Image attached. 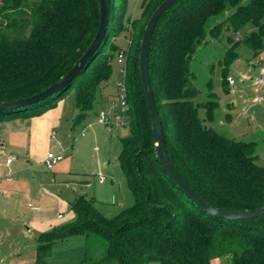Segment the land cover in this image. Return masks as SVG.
I'll list each match as a JSON object with an SVG mask.
<instances>
[{
    "label": "trees",
    "instance_id": "1",
    "mask_svg": "<svg viewBox=\"0 0 264 264\" xmlns=\"http://www.w3.org/2000/svg\"><path fill=\"white\" fill-rule=\"evenodd\" d=\"M1 1L0 16L13 22L6 30H19L13 37L0 31V103H10L40 93L73 67L97 32L99 8L97 0ZM163 1L143 0L140 17L129 21V52L134 53L125 78L129 135L121 140L118 162L135 204L107 219L93 199L77 198L71 204L72 221L38 236L36 264H47L55 244L79 236L96 237L105 244L100 260L88 258L86 251L81 264H211L224 256L232 264H264V216L236 222L209 216L189 200L155 156L138 56L145 26ZM108 4L104 41L81 73L43 102L0 112V123L39 116L70 89L78 111L74 124L86 118L96 89L107 85L112 76L111 60L119 50L111 38L121 29L126 0H108ZM26 6L29 12L23 10ZM7 10L24 12L20 26L16 17L5 15ZM227 10L229 15L209 29L208 22L220 19ZM29 17L33 23L24 37ZM226 24L232 32L252 25L254 30L237 43L243 42L255 55L264 51V0H177L153 31L149 81L174 168L205 203L237 213L264 207V167L255 163L254 143L228 138L205 125L214 122L218 103L213 92L206 104L194 102L199 91L190 71L191 57L199 46L207 37L219 38ZM112 50L117 51L115 55ZM236 58V53L228 52L221 73L227 93L226 69ZM200 109L206 110L205 119L199 117Z\"/></svg>",
    "mask_w": 264,
    "mask_h": 264
},
{
    "label": "rangeland",
    "instance_id": "2",
    "mask_svg": "<svg viewBox=\"0 0 264 264\" xmlns=\"http://www.w3.org/2000/svg\"><path fill=\"white\" fill-rule=\"evenodd\" d=\"M143 0H126L125 13L120 22L119 32L111 38V43L123 50L127 54V67H130L134 53L129 52L131 42V33L129 31V21L136 20L141 15V5ZM246 2V1H245ZM242 2L243 4L245 3ZM0 6L2 1L0 0ZM24 11L29 12V7H24ZM22 11H5L6 16L11 19L16 17L18 26H20L21 19L25 18ZM229 11H225L220 15V19L212 18L207 26L209 29L219 23L223 18L229 15ZM30 26L25 30L24 37L30 33L32 25L31 18L29 17ZM0 31L7 32L10 37H13L19 30L9 28L13 24L9 19H3L0 16ZM141 25V23H140ZM139 25V26H140ZM227 29V24L221 29L219 38L212 39L207 37L206 42L203 43L196 50L195 54L191 57L190 71L192 73V83L198 89L199 95L195 98L196 104H206L209 100L208 94L213 92L216 96L215 101L218 107L215 110L214 122H206L207 127H212L216 132L227 136L228 138L242 141L245 143H254L255 163L264 167V106L254 102V98L261 95L264 101V85L255 86L254 81H258L261 76V68H264V51L255 55L243 42L237 43L254 30V27L247 24L238 32H232ZM18 30V31H17ZM231 38V41H228ZM117 50V51H119ZM115 52V50H112ZM116 51V52H117ZM114 53V55L116 54ZM236 53L237 58L226 69V81L229 78L232 80L233 85L225 86L229 92L223 89V79L221 73L226 67L227 53ZM113 56L112 69L113 73L107 85L98 87L95 92V99L93 109L80 125L75 127L74 140L71 138V147L76 146L77 141H81L79 151L75 162V167L79 168V172L85 176L87 180H93L95 175L101 173L108 174L105 180L113 184V205L110 204L105 212L112 211L106 217L111 219L115 217L123 209L132 207L135 200L127 188L124 175L119 167L118 156L121 153L122 144L121 140L129 135L126 119H121L120 116H115L109 126L101 123L100 117L102 114L108 113L110 103L117 102L118 86L117 84L123 80L117 73L116 57ZM132 66V65H131ZM126 89L127 86L125 85ZM212 87V91H209ZM61 100L66 105L75 109L74 90L70 89L63 94ZM234 103V108L231 104ZM76 110V109H75ZM199 117L205 119L206 110H199ZM86 128L85 136L79 138L77 136L81 128ZM97 129L94 137L87 139V135L94 129ZM56 134L58 132H55ZM69 154H66L68 156ZM65 156V155H64ZM67 158V157H65ZM109 202V201H108ZM107 202V203H108ZM101 207V206H100ZM119 207H123L118 210ZM68 211V209H67ZM64 218L59 222L65 224L70 222L69 217L65 212H62ZM107 213V212H106ZM22 229L21 223L18 218L4 217L0 214V264H36V256L30 255L28 250H21L18 248V241H21L20 236L14 232H19ZM14 231V232H13ZM13 234L11 235L10 233ZM72 243L65 244L61 249L56 250V254L65 252L72 245L83 244L88 252V258L93 260H100L103 256L104 242L96 237H90L85 240L84 237L72 238ZM70 242V241H68ZM74 261L71 257L70 263ZM148 264H158L151 262ZM211 264H232L229 256L219 257L211 260Z\"/></svg>",
    "mask_w": 264,
    "mask_h": 264
},
{
    "label": "crops",
    "instance_id": "3",
    "mask_svg": "<svg viewBox=\"0 0 264 264\" xmlns=\"http://www.w3.org/2000/svg\"><path fill=\"white\" fill-rule=\"evenodd\" d=\"M260 72L264 73V68ZM257 82L253 84L258 86ZM254 102L260 104L264 101L258 95ZM234 103L231 104L232 108ZM75 109L59 100L39 116L0 123V214L18 218L22 229L13 231L21 239L17 245L21 250H28L30 255L36 256V242L40 234L63 224L59 222L64 218L62 212L72 221L74 214L71 204L79 197L93 199L95 207L104 217L112 216V211L103 213V209L110 206L109 203L113 205V184L105 180L109 175L101 173L95 175L93 180H87L75 167L80 142L84 141H77L75 149L70 148V140H74L76 134L74 120L78 111ZM83 130L86 132V128L78 132L79 138L85 136V133L81 134ZM96 131L92 130L87 139L94 137ZM52 133L56 134L54 142L49 140ZM50 151L62 155L63 159L52 170H47L44 160ZM7 159L11 160L9 164L6 163ZM71 241L72 238L55 244L46 260L47 264H81L86 255L84 243L73 244L65 252L56 254L57 249ZM72 256L74 261L70 263Z\"/></svg>",
    "mask_w": 264,
    "mask_h": 264
},
{
    "label": "water",
    "instance_id": "4",
    "mask_svg": "<svg viewBox=\"0 0 264 264\" xmlns=\"http://www.w3.org/2000/svg\"><path fill=\"white\" fill-rule=\"evenodd\" d=\"M99 8V26L97 32L91 41L86 52L81 56V58L73 65V67L55 84L51 85L47 89L41 91L40 93L33 95L31 97L17 100L10 103H0V112H10L15 110H21L26 107L38 104L50 98L52 95L61 92L65 89L74 78H76L81 71L87 66L91 61L92 57L104 41L106 30L109 23V4L108 0H97ZM177 0H164L152 13L150 16L142 38L140 41V52L138 56L139 62V74L141 86L143 88L145 100L147 102V107L149 110L151 129L154 143L155 156L158 159L162 168L166 171L172 181L185 193L189 200L201 209L203 212L209 216L224 219L227 221H244V220H254L264 216V207L248 210L243 212H225L217 208H214L207 203H205L201 198H199L194 191L185 183V181L178 174L177 170L174 168L173 164L169 160L166 152L161 121L154 103L152 90L149 81V47L151 43V38L155 26L161 16L166 12V10L176 2Z\"/></svg>",
    "mask_w": 264,
    "mask_h": 264
},
{
    "label": "built area",
    "instance_id": "5",
    "mask_svg": "<svg viewBox=\"0 0 264 264\" xmlns=\"http://www.w3.org/2000/svg\"><path fill=\"white\" fill-rule=\"evenodd\" d=\"M116 66H117V73L119 76L123 78L121 82L117 84L118 88V95H117V102L110 103V107L108 108V113L102 114L100 117L101 123L105 124L106 126H109L111 121L115 116H120L121 119H126L125 113L128 109L127 105V93H126V87H125V78H126V73H127V54L123 50H119L118 53L116 54ZM229 85H232V80H228ZM258 85H264V73L261 74L258 82ZM85 131L83 130L81 134H84ZM56 138V134L52 133L50 135V142H54ZM0 155L2 156V151H0ZM63 159V156L60 154H55L53 152H48L45 156L44 160V165L47 170H52L53 167L58 164L61 160ZM10 159L6 160V163H10ZM61 218V215L58 216Z\"/></svg>",
    "mask_w": 264,
    "mask_h": 264
}]
</instances>
